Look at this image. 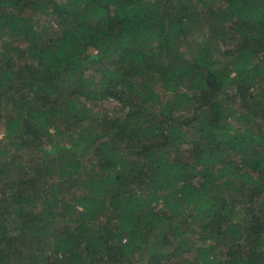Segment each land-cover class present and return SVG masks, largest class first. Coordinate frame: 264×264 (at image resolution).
<instances>
[{"label":"trees","instance_id":"16d2710c","mask_svg":"<svg viewBox=\"0 0 264 264\" xmlns=\"http://www.w3.org/2000/svg\"><path fill=\"white\" fill-rule=\"evenodd\" d=\"M0 264H264V0H0Z\"/></svg>","mask_w":264,"mask_h":264},{"label":"rangeland","instance_id":"374dc122","mask_svg":"<svg viewBox=\"0 0 264 264\" xmlns=\"http://www.w3.org/2000/svg\"><path fill=\"white\" fill-rule=\"evenodd\" d=\"M115 106H116V102L109 101V102H103V103H101L98 107H100V109L101 108H104V107L111 109V108H113Z\"/></svg>","mask_w":264,"mask_h":264}]
</instances>
